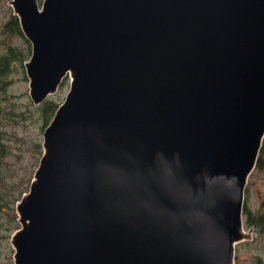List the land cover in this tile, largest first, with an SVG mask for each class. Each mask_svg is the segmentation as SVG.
Here are the masks:
<instances>
[{
	"label": "water",
	"instance_id": "95a60500",
	"mask_svg": "<svg viewBox=\"0 0 264 264\" xmlns=\"http://www.w3.org/2000/svg\"><path fill=\"white\" fill-rule=\"evenodd\" d=\"M34 104L68 88L15 203L13 264H235L264 137V0H9Z\"/></svg>",
	"mask_w": 264,
	"mask_h": 264
},
{
	"label": "rangeland",
	"instance_id": "374dc122",
	"mask_svg": "<svg viewBox=\"0 0 264 264\" xmlns=\"http://www.w3.org/2000/svg\"><path fill=\"white\" fill-rule=\"evenodd\" d=\"M38 2L40 3L41 0ZM11 13L13 12L9 0H0V26ZM24 39H26L25 36ZM1 41L16 44L21 49H27V43L24 44L25 42L21 37H12L8 35V32H3L0 27ZM11 67L12 71L9 75L12 83L6 88V101L14 102L13 110L15 112L5 115L9 146L7 145L8 148L3 149L4 152L0 151V191L13 186L16 187L12 190L13 195H17L26 182L27 174L32 175L38 164L41 154L36 150V143L41 144L42 131L45 126L41 111L38 109L39 104H34L28 95V78L25 74L23 61L14 59ZM67 88L68 78L55 93L48 96L60 102ZM4 112H9V110ZM262 144L260 149L264 146V137ZM9 201L10 197H8ZM243 206L250 211V215L256 220L260 218V213H264V148L263 152L258 153L255 167L248 176L244 189ZM13 211L16 213L15 209L12 210L7 205H3L0 209V264H13L14 249L10 243V236L16 228L9 218ZM242 218L244 228L247 230L248 225L245 222L244 214ZM234 260L235 264H264V224L263 226H256L248 240L236 244Z\"/></svg>",
	"mask_w": 264,
	"mask_h": 264
},
{
	"label": "trees",
	"instance_id": "16d2710c",
	"mask_svg": "<svg viewBox=\"0 0 264 264\" xmlns=\"http://www.w3.org/2000/svg\"><path fill=\"white\" fill-rule=\"evenodd\" d=\"M3 32H8V35L10 36H15V37H21L23 41L25 42L24 44L27 43V49H21L16 46V44H11L8 42H0V151L4 152L3 149H7L9 146V137L7 134V128L5 126V115L9 113L15 112L13 110L14 102L9 103L7 100V95H6V88L9 84L12 83L11 77H10V72L12 71L11 63L12 60H18V61H24L25 58H28L30 55V43L28 39H24V35L20 29L19 21L18 18L15 14L11 13L10 16L6 19V21L0 26ZM5 44V45H4ZM24 48V47H23ZM67 77L63 79L61 82L62 86ZM8 102V103H6ZM59 102L56 100L50 98L47 96L41 104L39 103L38 109L41 111L42 118L44 120L43 125L45 126L49 120L51 119L55 109L57 108ZM8 107H7V106ZM12 109L10 111V109ZM5 110H9V112H4ZM21 114V113H18ZM36 150L41 154L42 152V145L38 142L36 143ZM8 145V146H7ZM263 145V144H262ZM264 146H262L261 149H259V152H263ZM260 158V155H259ZM258 160V158H257ZM32 175L27 174L26 176V182L23 184V188H21L18 192L17 195H13V189L16 187H6L4 190L0 191V209L3 205H7V207H11V209H15L14 207V202L19 200L21 197L22 193L28 190ZM21 193V194H20ZM8 197H10V203L8 202ZM11 219V222L13 223L14 227L17 228L19 227V223L17 221V215L13 211L12 215L9 216ZM259 224L262 225V216L259 218ZM258 224V225H259ZM13 227V228H14Z\"/></svg>",
	"mask_w": 264,
	"mask_h": 264
},
{
	"label": "flooded vegetation",
	"instance_id": "af4514ba",
	"mask_svg": "<svg viewBox=\"0 0 264 264\" xmlns=\"http://www.w3.org/2000/svg\"><path fill=\"white\" fill-rule=\"evenodd\" d=\"M245 206H243V210H242V215L244 214V217H245V222H246V224L248 225L247 226V229H251V234L253 233V231H254V229H255V227L256 226H263V224H264V213H260L261 214V216H262V225L261 224H259V219H254L253 217H252V215H250V211L245 207ZM260 216V217H261ZM259 224V225H258ZM243 226H244V222H243ZM248 240V239H247ZM241 241H243V240H241ZM240 242V241H239ZM237 244V243H236Z\"/></svg>",
	"mask_w": 264,
	"mask_h": 264
}]
</instances>
